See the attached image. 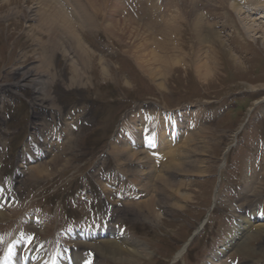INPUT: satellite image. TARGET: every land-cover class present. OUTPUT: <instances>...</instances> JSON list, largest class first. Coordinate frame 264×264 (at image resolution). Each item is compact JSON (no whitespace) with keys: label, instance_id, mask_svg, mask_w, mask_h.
Instances as JSON below:
<instances>
[{"label":"rangeland","instance_id":"1","mask_svg":"<svg viewBox=\"0 0 264 264\" xmlns=\"http://www.w3.org/2000/svg\"><path fill=\"white\" fill-rule=\"evenodd\" d=\"M152 1L162 7L171 0ZM126 3L132 10L138 8L137 3L141 5L140 0ZM211 4L208 7L201 1L200 13L217 24L215 29L230 56L215 52L210 42L196 41L189 21L182 22L183 26L174 21L172 27L164 23L157 27L154 20L125 16V5H120L113 19L118 30L83 28L77 33L95 54L89 65L82 66L75 65L77 57L73 55L77 54L62 42L67 37L62 34L65 30L62 28L61 34L48 30L44 0H0V86L9 88L0 91V201H5L4 213L0 204V264L14 261L8 256L17 239L28 244L27 251L40 252V264H56L59 256L63 264L64 257L73 254L82 258L74 264H119L94 247L107 239L122 246L123 238L146 253L140 264H264V219L252 220L250 230L231 246L226 243L230 231L241 222L239 215L253 217L251 211L243 214L238 208L239 196L246 188L251 194L264 188V37L238 32L228 20L239 16L220 8L217 0ZM259 17L255 15V19ZM159 28L174 30V40L167 41L172 43L169 48L174 49L171 52L179 66L160 67L162 75L157 73L158 80H153L150 72L158 67L147 68L140 49H146L147 55L157 54L160 61L168 57L156 50ZM181 44L183 50H178ZM197 56L207 66L209 82H202L197 75ZM231 56L244 62L243 67L233 64ZM101 63L109 66L108 75L103 74ZM27 73L41 83L48 79L46 97L54 111L48 113L34 105L36 85L22 79ZM76 73L82 74V82L75 80ZM17 82L23 86H13ZM75 112L72 136L76 143L64 157L71 158V167L57 174L53 170L50 178H40L24 192L4 199L7 192L2 185L18 180L19 158L31 138L33 124L41 126L53 116L63 124ZM184 114L187 124L205 138L206 152L201 159L202 169L208 171L205 177L189 176L182 182L180 193L191 199L164 201L175 205L172 212L161 210L157 200L154 207L161 220L153 222L143 216L152 196L144 197L139 183L129 180L122 193L107 194L112 188L101 179L116 168L109 155L110 143L124 119L132 122L154 116L179 120L176 117ZM103 157L106 165L100 169ZM157 167L156 175H163V165ZM130 203L134 207H129ZM260 204L264 206V193ZM114 209L126 216L118 217ZM134 210L143 217L134 216ZM243 248L247 249L243 256L237 255ZM125 249L132 254L134 248Z\"/></svg>","mask_w":264,"mask_h":264},{"label":"bare ground","instance_id":"2","mask_svg":"<svg viewBox=\"0 0 264 264\" xmlns=\"http://www.w3.org/2000/svg\"><path fill=\"white\" fill-rule=\"evenodd\" d=\"M70 1L44 0L46 3L45 12H47L46 15L45 13L44 15L50 23V26H47L49 29L46 28L50 32L53 30H59L61 34L62 28L65 30L66 33L63 31L62 34L64 36L66 35L67 37H65V39L62 38V42L65 41L66 45L70 47V50H72V52L75 51L77 54L73 55L75 58L77 57L75 65L81 63L82 66H87L89 63H91L90 59L93 58V55L95 56L94 53L84 46L85 44H83L77 33L83 28L98 30L100 27L101 29H110V31L118 30L113 19L118 10L121 9V7L123 8L124 5L125 8L123 9V12L125 16L140 19L144 18L148 19L150 22L154 20V24L157 27H161L163 23L167 25L166 27H172L171 23H175L174 21L178 23L181 22L179 25L183 26L182 24L184 23L182 22L189 21L188 25L190 26L192 35L196 41H202L204 43L210 42L212 43V46L215 45V48L217 49V51L214 50L215 52L223 51L224 53L229 54V56L231 55L230 51L226 49L221 33L215 29L217 24L207 21L205 17L207 16L206 13H200L201 9L199 5L200 2H204V0L199 2L196 0H194V2L193 0L191 2L189 0H171L167 2L166 6L162 7H158L157 3L152 0H140L141 5L137 3L138 8L134 10H132L130 6L127 7L126 0H114L113 4L110 2V0ZM212 1L214 0H205V2L208 4V7H211ZM84 2H86V4H84ZM117 3L122 6L120 7V5ZM188 3H190L191 6ZM217 5L220 8H227L229 12L233 11L235 14H237V16H239L237 20H228L232 28H236L238 32L242 31L249 37L259 34L264 37V0H217ZM188 8L190 9L189 12L187 10ZM229 12L227 14L228 16L230 15ZM257 14H259L260 17L255 19V15ZM101 15L102 18L99 20V16ZM149 24L150 23L147 25ZM172 31L168 29L160 30V28L159 31H156V50L158 49L160 54L166 53V56H168L164 61H160L161 57L156 56L157 54L154 55V53H151L147 55L146 49H140L141 57L144 60L147 68H155L156 66L158 67L155 69L156 73L154 72L155 70L150 72V77L151 79L153 78V80H158V76L162 75V70L159 69L160 67L179 66L178 62L174 59L173 51L171 52V50L174 49L169 48V44L172 45V43H168L167 41L174 40V33ZM166 34L168 35V38L165 37ZM181 45H178V50H183V44ZM63 47L65 48V46ZM197 57L199 58L195 63L197 75L202 80V82H209L211 75L207 70V66L201 64L200 57ZM230 60L233 64L239 66L240 68L244 65V62L240 63L233 56L230 57ZM105 65L104 63H101L103 68L102 72L103 74L108 75L107 72L109 71V66ZM157 73H159V75H157ZM81 75L82 74L80 73H76L75 80L80 79V77L82 78ZM34 77L36 76L32 75V73L22 75V79L24 81L31 80L34 85L40 87L36 88L35 86L34 88V92L36 94L33 98L34 105L42 107V109L48 111V113L54 111V108L48 104V98L46 97L48 90L45 89L47 88L45 86L48 79L46 82L41 83L39 79H33ZM13 86L21 88L23 85L22 82H17ZM160 87H162V85H160ZM6 89L8 90L9 88L0 86V91L2 93L6 91ZM76 113L77 112L71 113L63 124L62 122L59 123L60 125L55 119V116L51 117L52 120L49 122H43L41 126L33 124L31 138L25 145L19 158L20 165H18L17 171L18 180L15 184L14 182L12 184L11 182H8L7 185H2L5 186V189H3L7 192L4 199L12 197L13 193L24 192L32 182L37 181L40 178H50L52 176V173L50 172L53 170H56L55 174H57L58 172L60 173L61 171H66L71 167V158L65 160L64 157L69 155L74 149L73 144L76 140L73 138L72 132L74 131ZM176 118H179V120H166L156 118L154 116H144L140 119L136 118L137 121L131 122V119L129 121L128 119L121 121V124L116 129V133L111 140L109 151V155L116 162V168L113 174L106 175V178L101 179L104 181L102 183H106V186L112 188V190L107 193L109 196L122 193L125 184H127L129 180H134V182L131 183H139L140 190L142 191L141 194L144 197L152 196L149 204H146L149 206H144L148 211L147 215L143 216L148 219L151 217L153 222H158L161 220L160 215L155 212L154 204L157 200L159 201V205L157 206L160 207L161 210L166 209L167 211L172 212L175 205L168 206L164 201L167 199H173V197H177L176 199H179V201H185L189 198L191 199L190 196L188 197L180 193L182 189L181 184H183L182 182L188 179L189 176L205 177L208 171L202 169L203 161L201 159L203 154L206 152L205 138L201 133H196L195 129H192L191 126L187 124L185 114ZM59 119L61 120V117ZM1 146L2 143L0 142V147ZM105 160L106 159L104 157L100 158L98 163L100 169L105 167ZM162 165L164 167L162 170L164 174L158 176L156 175L158 168L157 166L162 167ZM260 189L257 191L255 190L254 194H251V190L246 188V190L239 196V199L237 200L239 203L238 208L243 214L251 211L250 213L253 217L247 218L245 215H239L241 222H239L237 227H233V229L230 231L226 242L229 244L228 246H231L241 234H244L247 232V230H250L252 227L249 229V226L253 221L255 222L259 218L264 219V206L260 204L262 194L264 193V188L261 187ZM83 191H85V188H83ZM111 191H113V194ZM158 194L159 197L161 195V198L157 197ZM0 204L1 212L4 213L3 208L5 201L1 200ZM131 204L132 203H130L128 206L132 207L133 205L131 206ZM143 208L141 209L142 211L144 210ZM114 213L118 214V217L126 216L124 215L123 211L120 212L118 209H114ZM133 215L143 217L142 212H138L136 210H134ZM121 242L123 247L120 246L116 241L107 239L105 241H101L99 243L100 246H95L94 248L97 252H101L103 255H105V258L111 257L112 260L115 262L117 261L119 264H130L131 262L140 264V261L143 260L146 255L144 250L140 249L135 245V243L128 241L126 238H123ZM27 245L28 244H26V242H23L20 239H17L12 245L11 252L8 257L14 260L17 258L14 264H31L36 260H38L37 263L40 264V252H38V254L36 253V250L27 251ZM126 246L134 248L132 254L125 249ZM186 246L187 244L184 245L181 252L184 253V251L187 250ZM76 250L80 249L78 248ZM245 250L247 249H240L236 252V254H241L242 252H245ZM183 253H179L178 255ZM79 255L73 254L71 258L69 257L67 259L64 257L63 264H69V262L74 264V261H77V259L81 258ZM240 256L243 255L241 254ZM60 257L62 256H59L60 261L57 262L58 264H61L60 262L62 261ZM84 260L85 259H83L81 262H84ZM222 264H224V262Z\"/></svg>","mask_w":264,"mask_h":264}]
</instances>
